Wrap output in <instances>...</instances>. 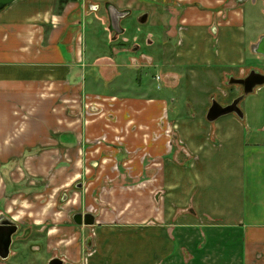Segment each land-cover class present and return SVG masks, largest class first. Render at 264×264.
<instances>
[{
    "label": "crops",
    "instance_id": "0c3cea01",
    "mask_svg": "<svg viewBox=\"0 0 264 264\" xmlns=\"http://www.w3.org/2000/svg\"><path fill=\"white\" fill-rule=\"evenodd\" d=\"M114 1L104 7L120 36L132 12ZM141 2L150 9L137 17L159 24L140 31L148 50L134 46L137 57L122 55L116 37L112 54L96 44L81 0L0 10V181L16 169L74 182L76 198L62 192L41 229L47 263L264 264V85L242 97L241 116L206 118L213 100L242 94L230 77L264 62L254 48L264 0ZM149 69L157 92L141 76ZM102 80L112 90L102 92ZM77 212L94 223L75 224ZM0 217L19 229L9 208ZM15 237L0 264L39 252L38 238Z\"/></svg>",
    "mask_w": 264,
    "mask_h": 264
},
{
    "label": "rangeland",
    "instance_id": "374dc122",
    "mask_svg": "<svg viewBox=\"0 0 264 264\" xmlns=\"http://www.w3.org/2000/svg\"><path fill=\"white\" fill-rule=\"evenodd\" d=\"M105 2H112V0H81L80 10L83 11L84 18L88 21V23H90L86 24L84 29H86V32L91 30L93 40L97 42L96 44L99 47L100 44H109V52L111 54L112 37H116L115 42L119 44L117 48H127V50L121 51L122 55H133L137 57L140 53H137L138 51L135 52L133 47L138 44H142L143 34H140V31L142 32L144 29L151 27L153 21L155 20V17L150 16L147 23L140 24L137 22V16L143 11L150 9V6L144 5L141 0H135L130 4L125 1L115 0L114 2H116V4H118L120 7H128L132 12L130 17L123 21V26H129V30L120 36H116L112 30L110 31L109 29V19L107 11L104 7ZM59 4L60 3H58V6ZM96 4L98 5V10L96 12H91L89 6L91 5V7H93ZM157 24L159 23H156V25ZM156 25H153L151 28L156 29ZM122 37L125 38V42H121L124 39H122ZM93 40H91L89 34L86 33L85 43L87 45H93L95 44ZM145 50L147 51L148 47L146 48L145 45L142 44L140 51L145 52ZM125 56L122 57L126 59L127 57ZM124 69L128 70V68ZM257 70L264 71V62L257 63ZM153 75L154 70L149 69L148 74L142 73L141 76L147 82V84H150V88L154 90V92H157L155 88V82L152 80ZM102 82V92H108L109 90H112V87L107 86L104 80H102ZM261 87L262 85H260L258 89H262ZM64 180L65 179H56L54 177H41L34 175L29 176L28 174L23 176V174L18 172V170L14 169L10 175L6 174V177L0 181V212H3L4 208H9V213L13 214L16 217L17 222L20 223L18 232L15 233V239L22 241V243H27L28 238H31L32 240L34 237V239L38 238L40 240L39 242L41 243V245L34 247V250L37 252L39 251L38 253H34L35 255L29 254V250L26 249V254H24V250H22L23 253L19 250L16 255V257L18 256L19 258H22L20 259L21 261L19 264H47L49 253L47 254L44 252V231H42L48 224H46V220L48 216H52L51 218H55L57 216H55L53 213L59 211L60 209V195L62 192L68 194L69 196L72 192V199L76 198L75 192L77 188L74 186V182H70L71 184H66V182H63ZM58 217L60 218V216ZM37 220H40L42 224H39L40 226L32 227L34 224L33 221ZM41 226H43V228ZM26 229H28V231L30 230L31 237H27ZM25 235L27 237L26 239ZM27 253L29 254V259L28 257L26 259Z\"/></svg>",
    "mask_w": 264,
    "mask_h": 264
},
{
    "label": "water",
    "instance_id": "95a60500",
    "mask_svg": "<svg viewBox=\"0 0 264 264\" xmlns=\"http://www.w3.org/2000/svg\"><path fill=\"white\" fill-rule=\"evenodd\" d=\"M16 0H0V10L5 8L6 6L10 5ZM109 18H110V26L117 28L118 19L114 17V14H118L112 8V5H107ZM123 13H120V16ZM147 14H142L138 21L140 23H144L146 21ZM117 30V29H116ZM257 52L261 53L264 56V36L260 38L259 43L254 47ZM229 83L239 84L242 87V94L238 97L234 98L231 103L227 105H221L217 101L213 100L210 108L208 109L206 118L209 121H214L220 116L235 113L238 116H241V110L238 107V103L242 99L243 96L251 93L256 87L264 84V74L255 70L251 69L245 77L242 78H232L230 77ZM77 186H80L77 185ZM73 222L75 224L81 225H91L94 223V216L91 213H81L77 212L74 213ZM17 231V226L11 220L5 217H0V258L6 259L9 255V248L12 242V235ZM47 264H62V261L57 258L53 257L49 259ZM65 264H73V263H65Z\"/></svg>",
    "mask_w": 264,
    "mask_h": 264
},
{
    "label": "flooded vegetation",
    "instance_id": "af4514ba",
    "mask_svg": "<svg viewBox=\"0 0 264 264\" xmlns=\"http://www.w3.org/2000/svg\"><path fill=\"white\" fill-rule=\"evenodd\" d=\"M18 232V228H17V231L15 232V233H17ZM15 233L13 234V235H15ZM13 235H12V237H13ZM12 244V243H11Z\"/></svg>",
    "mask_w": 264,
    "mask_h": 264
},
{
    "label": "trees",
    "instance_id": "16d2710c",
    "mask_svg": "<svg viewBox=\"0 0 264 264\" xmlns=\"http://www.w3.org/2000/svg\"><path fill=\"white\" fill-rule=\"evenodd\" d=\"M64 0H60V2L62 3Z\"/></svg>",
    "mask_w": 264,
    "mask_h": 264
}]
</instances>
